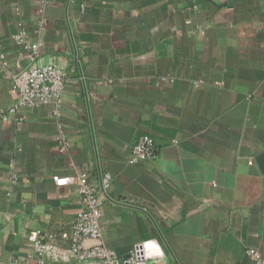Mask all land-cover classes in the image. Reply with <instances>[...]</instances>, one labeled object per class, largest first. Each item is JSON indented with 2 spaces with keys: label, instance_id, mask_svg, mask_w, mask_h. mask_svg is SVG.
<instances>
[{
  "label": "crops",
  "instance_id": "obj_1",
  "mask_svg": "<svg viewBox=\"0 0 264 264\" xmlns=\"http://www.w3.org/2000/svg\"><path fill=\"white\" fill-rule=\"evenodd\" d=\"M19 32L43 42L40 59ZM0 44L11 61L0 110L19 97L13 72L55 62L70 77L71 141L62 151L50 105L0 119V264H35L30 234L70 229L76 178L98 185L102 173L109 247L141 244L147 264H253L249 247L264 256V0H0ZM144 134L158 155L131 164Z\"/></svg>",
  "mask_w": 264,
  "mask_h": 264
},
{
  "label": "built area",
  "instance_id": "obj_2",
  "mask_svg": "<svg viewBox=\"0 0 264 264\" xmlns=\"http://www.w3.org/2000/svg\"><path fill=\"white\" fill-rule=\"evenodd\" d=\"M53 0H40L42 9ZM45 21L42 20L40 29L43 30ZM15 40L22 49L29 54L32 61L40 59L43 49L41 40L31 41L25 33L19 32ZM0 69H11L10 58L0 44ZM13 87L19 97L14 105L7 111L0 110V119H7L8 115H18L24 109L41 106H52L53 115L59 122L58 139L61 150L65 151L70 146V138L66 134L64 124L61 122L64 113L65 91L70 81L67 72L55 62L41 63L31 67L22 68L12 74ZM157 145L154 137L149 134L142 135L133 145L129 155V162H153L157 157ZM253 163V161H249ZM71 178L54 177L58 186L68 185ZM10 182L14 186L18 182V174L12 167ZM78 195L81 208L68 230L57 234H46L41 231H33L30 240L33 248L30 258L35 264H147L148 255L141 244L131 250L125 259L117 256L115 249L105 242L106 226L104 222V207L109 199V189L112 185L111 175L102 173L100 183L95 185L87 175L76 178ZM58 238L62 242H58ZM246 255L253 264H264V256L253 247L246 250ZM8 264H21L18 261H10Z\"/></svg>",
  "mask_w": 264,
  "mask_h": 264
},
{
  "label": "water",
  "instance_id": "obj_3",
  "mask_svg": "<svg viewBox=\"0 0 264 264\" xmlns=\"http://www.w3.org/2000/svg\"><path fill=\"white\" fill-rule=\"evenodd\" d=\"M260 161H264V156L262 155V156H260ZM128 250V251H131L132 250V246H127V247H116V249H115V251H116V253H117V256L120 258V257H122V252L124 251V250Z\"/></svg>",
  "mask_w": 264,
  "mask_h": 264
}]
</instances>
